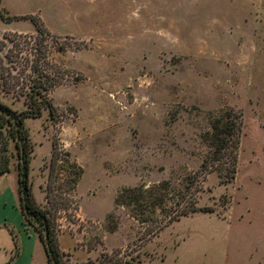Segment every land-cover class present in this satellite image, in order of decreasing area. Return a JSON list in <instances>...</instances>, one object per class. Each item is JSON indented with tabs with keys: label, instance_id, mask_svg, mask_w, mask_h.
I'll use <instances>...</instances> for the list:
<instances>
[{
	"label": "rangeland",
	"instance_id": "rangeland-1",
	"mask_svg": "<svg viewBox=\"0 0 264 264\" xmlns=\"http://www.w3.org/2000/svg\"><path fill=\"white\" fill-rule=\"evenodd\" d=\"M4 2L19 4L16 10L35 16L44 30L0 34L3 64L23 77L37 69L54 84L53 113L43 107L25 121L36 202L47 206L54 139L84 172L71 195L75 218L60 220L69 264L95 263L113 251L129 264H264V0ZM0 100L26 109L1 86ZM227 109L244 122L234 180L220 184L209 173L189 195L214 212L149 235L129 208L116 205L119 194L166 182L164 209L171 207L211 155L202 140L211 118ZM7 209L17 238L13 255L19 239L39 242L19 213L15 166L0 178V218ZM143 213L159 216L150 206ZM26 248L15 264H43L37 245Z\"/></svg>",
	"mask_w": 264,
	"mask_h": 264
},
{
	"label": "trees",
	"instance_id": "trees-1",
	"mask_svg": "<svg viewBox=\"0 0 264 264\" xmlns=\"http://www.w3.org/2000/svg\"><path fill=\"white\" fill-rule=\"evenodd\" d=\"M0 19L5 22L26 19L32 22L37 34L44 30V25L39 24L35 16L9 17L3 15L0 9ZM3 48L4 45L0 41V52ZM61 50L62 48L59 49ZM11 53L12 50H8L5 58L9 59ZM3 62L0 55V86L6 93L22 97L26 109L18 111L0 100V176L9 174L12 166H15L19 211L24 221L37 234L45 253L46 264H69V254L60 247V220L63 217L70 221L75 218L71 212L77 211V207L71 195L84 172L82 167L71 159L70 154L60 147L58 140L54 139L47 165V206L42 207L36 202L29 180L34 146L25 121L27 118L40 117L43 107L49 106L50 113H53L48 93L54 84L37 69L31 70L34 76L30 74L23 77L20 72L13 75L10 67H6ZM243 123L242 114L234 109L224 110L211 118L210 131L202 136V140L211 150V155L203 161L200 170L193 177L186 179L184 190L173 196L176 202L168 209H164L166 202L170 200L167 198L169 184L166 182L151 188L141 186L123 190L116 199V205L129 208L131 216L146 225V230L152 236L168 225L178 222L182 217L195 213H213V207H198L195 194L189 195V191L191 186L197 183L198 192L200 181L202 183L212 172L217 174L220 184L234 180ZM146 206L157 208L159 216L145 217L143 211ZM150 213L154 214V211ZM9 233L16 248V235L11 229ZM18 255L19 250L14 252L5 264H11ZM122 256L124 255L120 251L102 253L97 262L89 261L88 264H129L122 262Z\"/></svg>",
	"mask_w": 264,
	"mask_h": 264
},
{
	"label": "crops",
	"instance_id": "crops-1",
	"mask_svg": "<svg viewBox=\"0 0 264 264\" xmlns=\"http://www.w3.org/2000/svg\"><path fill=\"white\" fill-rule=\"evenodd\" d=\"M22 2H23V0H22ZM20 8H21V6L19 4L15 5L14 7H11L10 5L6 4L4 2V0H1L0 9L4 11L6 16L24 17V16L28 15L24 11L16 10V9H20ZM58 13H60L59 8H58ZM26 22L27 23L29 22V24H27ZM25 24H27V25H25ZM34 32H35V27L30 22V20L15 19V20H12L9 22H5V21L0 19V34H4V33L32 34ZM3 177L4 176H0V178H3ZM5 182H6V180H5ZM5 189H7V185L5 186L4 190ZM5 208H6V206H5ZM19 213H20V211H19ZM5 214H6L5 217L3 216V218H0V225H4L5 222H6V225H8V227L7 226L0 227V264H5L7 259L13 253V248H14V243H13L12 237H11V235L9 233V229H8L10 227H14L12 225H9L10 214H11L10 210L8 212V209H7ZM12 224H13V222H12ZM36 245L38 246L37 249L42 251V257H41L42 263L46 264V257H45L43 247H42L40 241L38 242L36 240V238L34 240H31L29 238L27 240L19 239V246H20L19 247V255L13 261L14 264L24 256V253L27 254L26 253V250H27L26 247H28L29 249H32L34 251V249L32 247H35ZM37 255H38V253H37Z\"/></svg>",
	"mask_w": 264,
	"mask_h": 264
}]
</instances>
